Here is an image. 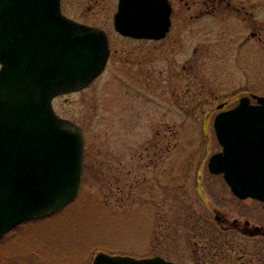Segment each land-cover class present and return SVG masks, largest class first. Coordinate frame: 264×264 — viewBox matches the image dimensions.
Instances as JSON below:
<instances>
[{
    "label": "rangeland",
    "instance_id": "obj_1",
    "mask_svg": "<svg viewBox=\"0 0 264 264\" xmlns=\"http://www.w3.org/2000/svg\"><path fill=\"white\" fill-rule=\"evenodd\" d=\"M117 1L61 0L65 15L104 29L110 47L99 77L53 100L82 127L81 183L63 208L7 232L0 264H91L99 251L194 264L210 236H219L217 257L202 255L210 264H264L260 239L203 219L258 209L207 162L221 149L219 105L264 95V0H170L171 29L159 40L120 35Z\"/></svg>",
    "mask_w": 264,
    "mask_h": 264
},
{
    "label": "water",
    "instance_id": "obj_2",
    "mask_svg": "<svg viewBox=\"0 0 264 264\" xmlns=\"http://www.w3.org/2000/svg\"><path fill=\"white\" fill-rule=\"evenodd\" d=\"M169 0H118L114 29L137 39L169 31ZM104 29L64 15L60 0H0V239L24 220L49 215L77 195L82 127L59 116L52 99L89 85L104 70ZM242 96L218 112L222 149L208 160L233 193L264 201V95ZM221 106V105H220ZM91 264H181L161 256L97 252Z\"/></svg>",
    "mask_w": 264,
    "mask_h": 264
},
{
    "label": "flooded vegetation",
    "instance_id": "obj_3",
    "mask_svg": "<svg viewBox=\"0 0 264 264\" xmlns=\"http://www.w3.org/2000/svg\"><path fill=\"white\" fill-rule=\"evenodd\" d=\"M171 25H172V20H171ZM234 198H236L241 202L246 199L254 200L257 202L258 209L255 210L254 208L255 204L252 206L242 204L241 205L242 208H240L241 215L232 216V218H229V215L231 216L230 213L218 214L215 212L217 208L212 207L211 209L212 213L215 212L213 218L211 217V214L209 212L203 215V219L209 221V223H211L212 225L213 224L216 225V227H219L222 231H227L228 229L234 231L237 230L238 232L242 233L245 236L260 239L259 241L263 243L262 246L263 256L261 261V263H263L264 261V201H260L258 199H253V198L240 199L235 195ZM241 217H243L242 219L243 222H241ZM201 237L204 239V235H202ZM218 238L219 236L217 237L210 236L206 238V240H203V242L201 243V247L199 246L197 261L194 264H210L209 260H206L202 257V255L205 254H206V258L207 259L210 258L211 261H213L214 258L217 257L218 251H216L217 249L215 248V243L218 241L217 240ZM225 244L227 246L233 247V245H231L229 241H227ZM246 264H248L247 261Z\"/></svg>",
    "mask_w": 264,
    "mask_h": 264
}]
</instances>
